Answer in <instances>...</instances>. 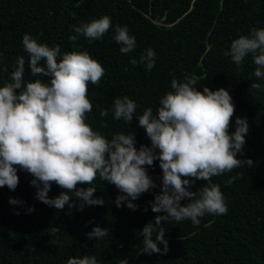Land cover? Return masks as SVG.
Wrapping results in <instances>:
<instances>
[{
    "label": "trees",
    "instance_id": "obj_1",
    "mask_svg": "<svg viewBox=\"0 0 264 264\" xmlns=\"http://www.w3.org/2000/svg\"><path fill=\"white\" fill-rule=\"evenodd\" d=\"M103 16L111 18V27L101 39L89 42L82 35L70 39L76 27ZM117 25L126 26L135 37L131 53L120 51L114 39ZM253 28H264V0H0V87L10 81L21 56L26 60L25 83L40 78L32 77L28 68L25 33L49 47L59 45L61 57L87 51L105 72L98 85H89L93 107L86 113V123L109 139L117 132L133 133L139 149L151 146V141L136 117L147 108L157 113L159 100L172 91L173 79L184 82L195 75L200 78L199 91L205 86L229 91L235 105L229 133L235 132L238 117L246 118L249 125L237 158L253 161L251 167L245 164L207 182L195 180L189 188L193 192L206 183L219 185L227 213H206L199 217V225L191 220L162 221L153 239L163 229L168 251L160 243L161 252L152 254L143 252L139 233L147 223H155L157 215H165L151 210L155 196L162 192L158 160L145 166L155 187L132 201L135 210L127 207V201L117 207L116 198L123 193L99 176L92 185L78 187L94 186L95 197L105 200L103 206L85 205L81 210L72 195L77 207L58 210L36 198L38 189L31 183L35 178L18 168L17 188H0V264H67L69 258L85 255L96 256L98 264H120L122 259L128 264H264V78L255 77L251 55L239 67L224 55L232 40ZM149 48L156 53L151 71L144 64L131 63ZM43 80L49 82L50 77ZM252 83H260L261 89H251ZM116 96H128L137 104L132 124L115 118ZM104 109L106 117L100 116ZM232 176L237 179L228 185ZM62 191L53 183L48 195L55 198ZM10 198L22 203L10 204ZM189 202L185 198L181 203ZM96 226L108 229V235L89 238ZM53 228L58 230L54 233Z\"/></svg>",
    "mask_w": 264,
    "mask_h": 264
},
{
    "label": "clouds",
    "instance_id": "obj_2",
    "mask_svg": "<svg viewBox=\"0 0 264 264\" xmlns=\"http://www.w3.org/2000/svg\"><path fill=\"white\" fill-rule=\"evenodd\" d=\"M110 27L111 18L103 16L76 27V35L70 39L76 41L82 35L89 42L98 40ZM114 39L124 54L136 48V39L126 26H116ZM22 43L29 55L31 76L40 78L25 83L26 60L21 56L13 65L10 81L0 87V188L7 186L14 191L21 168L35 178L31 183L38 189L36 198L40 202L58 210L65 205L71 209L77 207L72 201L74 195L82 210L85 205L105 204L103 198L95 197L94 186L78 187L92 185L99 176L123 193L116 198L117 207L127 201V207L135 210L137 206L132 201L155 187L145 166H153L158 160L163 172L162 192L155 196L151 210L165 215H157L155 223H147L139 233L147 254L160 253V243L165 246L164 252L168 251L163 229L153 239L156 226L162 221L191 220L199 225V217L206 213H227L219 185L206 183L198 192L189 188L195 180L207 182L245 164L253 165L251 159L237 158L246 143L249 125L246 118L238 117L235 132L229 133L235 105L228 90L213 91L205 86L199 91L196 85L200 78L195 75L186 77L184 82L173 79L172 91L159 100L157 113L154 115L152 108H147L136 117L151 141V146L141 145L138 149L135 134L117 132L109 139L86 123V113L93 107L88 99L89 85H98L105 72L99 61L87 51L67 52L61 57L59 45L38 43L27 33ZM224 55L230 56L237 67L251 55L256 65L255 77L264 78V28H253L249 34L232 40ZM155 57V51L149 48L139 61L132 59L131 63L144 64L151 71ZM42 61L45 66H41ZM43 77H50V81L45 82ZM250 88L260 90L261 84L252 83ZM113 100L115 118L132 124L137 104L128 96ZM107 115L108 110L100 111V116ZM236 179L232 176L226 183L231 185ZM53 183L65 191L50 198ZM185 198L190 201L186 205L181 203ZM9 202L22 203L14 198ZM34 210L28 209L29 213ZM57 230L52 229L54 233ZM87 235L98 240L108 235V229L96 226ZM67 264L98 262L96 256L85 255L71 257ZM120 264L128 262L122 259Z\"/></svg>",
    "mask_w": 264,
    "mask_h": 264
}]
</instances>
